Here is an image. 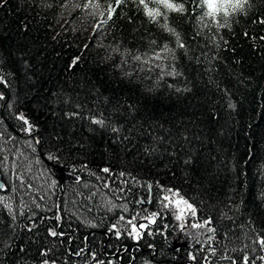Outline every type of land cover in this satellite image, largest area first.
<instances>
[{
	"label": "trees",
	"instance_id": "16d2710c",
	"mask_svg": "<svg viewBox=\"0 0 264 264\" xmlns=\"http://www.w3.org/2000/svg\"><path fill=\"white\" fill-rule=\"evenodd\" d=\"M145 2L0 0V264H264V0Z\"/></svg>",
	"mask_w": 264,
	"mask_h": 264
},
{
	"label": "snow or ice",
	"instance_id": "6c2138e0",
	"mask_svg": "<svg viewBox=\"0 0 264 264\" xmlns=\"http://www.w3.org/2000/svg\"><path fill=\"white\" fill-rule=\"evenodd\" d=\"M117 4H119L121 2V0H116ZM156 2L158 4H162L164 8L169 9V10H177V11H184V6L183 4H175L172 2V0H156ZM204 4L207 6L208 12L206 13V15H215L216 13L220 12V11H224L225 14H227V7L231 6L233 11H235L237 8H242L243 4L240 2V0H235V2H233V0H203ZM139 3L141 5H143L144 9L146 10V14L150 17V18H155L156 16H159L160 10L159 8H149L148 4L145 2V0H139ZM112 11H115V9H112ZM111 18V17H109ZM224 25H220V27H223ZM182 46V45H181ZM230 107H232V105H230ZM23 118V117H21ZM94 123L97 124H103L102 120H95L93 121ZM115 131V129H114ZM104 171H108V169H104ZM167 199V197L165 198ZM181 203H184L187 205L188 208H191L192 206L190 204H187V201H180ZM194 211V209H193ZM179 218V217H178ZM140 227H145V225H141ZM135 227H134V231H135ZM56 233H53V235H55ZM261 244H264V240L261 241Z\"/></svg>",
	"mask_w": 264,
	"mask_h": 264
},
{
	"label": "rangeland",
	"instance_id": "374dc122",
	"mask_svg": "<svg viewBox=\"0 0 264 264\" xmlns=\"http://www.w3.org/2000/svg\"><path fill=\"white\" fill-rule=\"evenodd\" d=\"M0 199L3 200V202L6 203L10 209H12V206H11L12 202H11L10 195L8 193L1 192ZM181 200L183 199L176 195L175 198L172 200V202L174 206L176 207V216L177 218L179 217L178 220L181 224V227L186 228L188 219L194 212L193 211L194 207L190 204L192 207L188 208L186 204L180 202ZM187 204L189 203L187 202Z\"/></svg>",
	"mask_w": 264,
	"mask_h": 264
},
{
	"label": "water",
	"instance_id": "95a60500",
	"mask_svg": "<svg viewBox=\"0 0 264 264\" xmlns=\"http://www.w3.org/2000/svg\"><path fill=\"white\" fill-rule=\"evenodd\" d=\"M4 185H5V180H3L2 173L0 171V190L3 189Z\"/></svg>",
	"mask_w": 264,
	"mask_h": 264
},
{
	"label": "bare ground",
	"instance_id": "6f19581e",
	"mask_svg": "<svg viewBox=\"0 0 264 264\" xmlns=\"http://www.w3.org/2000/svg\"><path fill=\"white\" fill-rule=\"evenodd\" d=\"M1 191V190H0Z\"/></svg>",
	"mask_w": 264,
	"mask_h": 264
}]
</instances>
